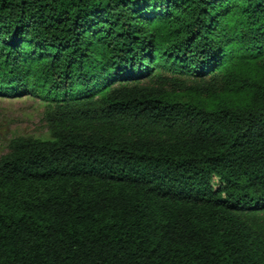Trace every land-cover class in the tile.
<instances>
[{"label": "trees", "instance_id": "trees-1", "mask_svg": "<svg viewBox=\"0 0 264 264\" xmlns=\"http://www.w3.org/2000/svg\"><path fill=\"white\" fill-rule=\"evenodd\" d=\"M0 264H264V0H0Z\"/></svg>", "mask_w": 264, "mask_h": 264}, {"label": "rangeland", "instance_id": "rangeland-1", "mask_svg": "<svg viewBox=\"0 0 264 264\" xmlns=\"http://www.w3.org/2000/svg\"><path fill=\"white\" fill-rule=\"evenodd\" d=\"M43 111V103L32 96H0V156L14 136L47 137Z\"/></svg>", "mask_w": 264, "mask_h": 264}]
</instances>
